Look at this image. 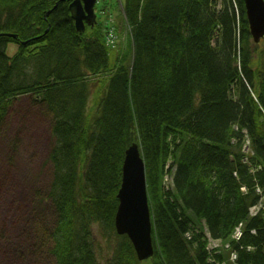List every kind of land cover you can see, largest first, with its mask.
I'll list each match as a JSON object with an SVG mask.
<instances>
[{"label":"trees","instance_id":"trees-1","mask_svg":"<svg viewBox=\"0 0 264 264\" xmlns=\"http://www.w3.org/2000/svg\"><path fill=\"white\" fill-rule=\"evenodd\" d=\"M122 30L112 47L99 24L76 30L67 0H0V34L15 35H0V123L22 95L53 115L41 246L55 264H264V217L249 214L264 195V39L242 0H123ZM133 143L153 221L143 262L114 222Z\"/></svg>","mask_w":264,"mask_h":264},{"label":"rangeland","instance_id":"rangeland-1","mask_svg":"<svg viewBox=\"0 0 264 264\" xmlns=\"http://www.w3.org/2000/svg\"><path fill=\"white\" fill-rule=\"evenodd\" d=\"M122 7L123 0H97L95 7L94 25L101 26L112 47L128 35L122 30ZM16 50V45L10 44L8 56ZM52 121L53 115L44 105L36 104L33 96L22 95L12 101L0 123V264H55L49 245L41 246L55 221L47 196L53 176L49 160L54 142ZM247 147L248 142L245 152ZM258 204L264 208V195ZM93 235L103 243L96 228ZM217 245L208 242L207 249ZM153 246L155 253L154 241Z\"/></svg>","mask_w":264,"mask_h":264},{"label":"water","instance_id":"water-1","mask_svg":"<svg viewBox=\"0 0 264 264\" xmlns=\"http://www.w3.org/2000/svg\"><path fill=\"white\" fill-rule=\"evenodd\" d=\"M69 12L77 31L95 21L94 6L97 0H67ZM255 44L264 38V0H242ZM5 35V34H0ZM15 37V35H9ZM118 207L114 222L116 232L131 241L139 261L152 257V216L147 195L145 162L137 143L125 151L122 163L121 185L117 193Z\"/></svg>","mask_w":264,"mask_h":264}]
</instances>
